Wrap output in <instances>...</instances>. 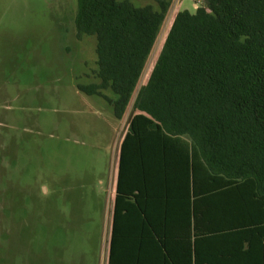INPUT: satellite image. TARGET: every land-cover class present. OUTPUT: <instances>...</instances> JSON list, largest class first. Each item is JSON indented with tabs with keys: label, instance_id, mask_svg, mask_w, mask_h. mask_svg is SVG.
<instances>
[{
	"label": "trees",
	"instance_id": "obj_1",
	"mask_svg": "<svg viewBox=\"0 0 264 264\" xmlns=\"http://www.w3.org/2000/svg\"><path fill=\"white\" fill-rule=\"evenodd\" d=\"M202 1L174 14L139 85L170 0H76L99 79L77 88L117 119L131 104L119 176L159 180L167 264H264V0Z\"/></svg>",
	"mask_w": 264,
	"mask_h": 264
},
{
	"label": "rangeland",
	"instance_id": "obj_2",
	"mask_svg": "<svg viewBox=\"0 0 264 264\" xmlns=\"http://www.w3.org/2000/svg\"><path fill=\"white\" fill-rule=\"evenodd\" d=\"M201 5L170 0L139 85L174 14ZM75 11L76 0H0V264H99L109 167L132 110L117 119L77 88L99 79L96 37L77 38Z\"/></svg>",
	"mask_w": 264,
	"mask_h": 264
},
{
	"label": "crops",
	"instance_id": "obj_3",
	"mask_svg": "<svg viewBox=\"0 0 264 264\" xmlns=\"http://www.w3.org/2000/svg\"><path fill=\"white\" fill-rule=\"evenodd\" d=\"M123 135L117 147L115 142L114 160L107 177L99 264H167L164 243L170 208L166 206L164 192L159 190L158 179L125 172L119 176Z\"/></svg>",
	"mask_w": 264,
	"mask_h": 264
}]
</instances>
